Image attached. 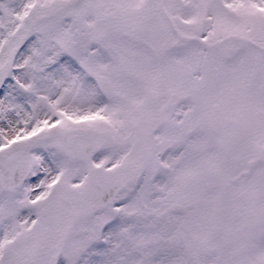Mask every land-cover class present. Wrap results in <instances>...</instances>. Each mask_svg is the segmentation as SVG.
Instances as JSON below:
<instances>
[{"label":"snow or ice","instance_id":"1","mask_svg":"<svg viewBox=\"0 0 264 264\" xmlns=\"http://www.w3.org/2000/svg\"><path fill=\"white\" fill-rule=\"evenodd\" d=\"M0 264H264V0H0Z\"/></svg>","mask_w":264,"mask_h":264}]
</instances>
